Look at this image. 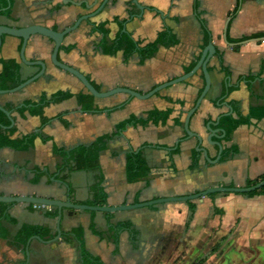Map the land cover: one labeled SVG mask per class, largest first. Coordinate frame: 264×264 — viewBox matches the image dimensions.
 Returning a JSON list of instances; mask_svg holds the SVG:
<instances>
[{
    "label": "crops",
    "instance_id": "obj_1",
    "mask_svg": "<svg viewBox=\"0 0 264 264\" xmlns=\"http://www.w3.org/2000/svg\"><path fill=\"white\" fill-rule=\"evenodd\" d=\"M68 1L71 4L64 5L62 0H12L10 16H0V26H42L62 32L103 2ZM136 1L144 8L142 14L131 0H109L99 14L63 39L58 61L81 73L99 92L125 88L145 95L186 74L199 60L205 47L202 48L203 35L193 11L197 2L216 52L207 66L210 88L191 118L190 131L202 138L201 147L208 159L214 161L218 148L206 143L205 126L228 113V102L235 103L243 117L252 110L264 109V37L241 43L226 40L264 35V0ZM87 5L92 8L86 9ZM125 19L121 32L129 34L140 47L153 43L164 29L171 32L178 44L158 47L153 56L144 60L133 54L124 62L122 52L103 55L98 46L103 36L94 29L105 24V40L111 43L121 29L120 21ZM20 47L21 40L4 37L0 61L15 60L22 83L39 69L20 62ZM52 49L53 43L46 38L29 39L25 59L43 62L45 73L17 93L0 95V106L18 108L24 102L37 103L41 96L49 99L56 92H68L73 97L46 106L42 117L49 122L44 126L39 117L28 113L23 117L11 115L15 127L12 140L30 135L37 138L25 152L0 149V197H36L59 202L70 199L74 205L90 206L98 178L102 177L105 206L120 207L189 196L210 188H243L247 181L257 183L264 179V117L238 127L229 142L211 139L221 144L222 150L235 148V155L216 164L207 163L200 155L197 167L190 168L197 141L186 138L183 122L203 87L200 72L143 101L124 94L94 98L96 111L83 113L75 97L87 92L74 77L51 64ZM225 91L226 99L218 105L215 101ZM153 110H170L171 119L165 124L127 127L110 138L99 154L98 170L59 174L62 161L53 155L54 146L68 150L88 146L97 138L112 134L118 123L130 117L145 120ZM210 129L219 130L214 125ZM176 148L178 153L174 154ZM138 149H142L149 173L146 179L129 184L125 157ZM61 176H65V182ZM213 195L188 202L193 211L188 203L114 214L63 210L57 240L55 208L0 204V264H27V259L28 264H81L80 245L71 235L75 229L82 231L85 251L103 264H264V196ZM108 221L113 225L129 222L134 232L120 235L117 253L104 234ZM22 226L42 228L45 239L38 238L43 242L55 241L43 244L29 239L25 245L20 244L15 238Z\"/></svg>",
    "mask_w": 264,
    "mask_h": 264
},
{
    "label": "trees",
    "instance_id": "obj_2",
    "mask_svg": "<svg viewBox=\"0 0 264 264\" xmlns=\"http://www.w3.org/2000/svg\"><path fill=\"white\" fill-rule=\"evenodd\" d=\"M12 0H0V16L9 17L11 12ZM135 7V6H134ZM136 9V7H135ZM137 10V9H136ZM237 10V7L235 11ZM193 11L195 13L196 19L200 25L203 40H202V48L206 47L210 43V33L207 30L203 20L200 18V14L198 13V4L194 3ZM118 22V19H115ZM127 20L120 21V31L116 38L109 43L105 40L107 33L105 30L106 25L98 26L94 29V31L100 33L103 36V40L99 42L98 46L102 51L103 55L106 56H114L118 52H122L123 60L126 62L133 54H138L142 60L147 59L148 57L153 56L158 47H173L178 44L175 37L171 34L168 29H164L160 32L153 43H150L144 47H140L139 43L134 42L130 35L126 32H121L123 24ZM264 37V35H255L249 38H241L239 40H230L226 37L227 42L229 43H241L248 41L250 39H260ZM67 51V50H66ZM1 71H0V91H8L16 88L20 82L18 77L19 66L15 60L8 61H0ZM195 64H192L187 70L186 73L192 70ZM209 72V70L207 69ZM203 79V77L201 76ZM96 91L99 92V88L91 83ZM203 88V87H202ZM202 88L200 89L198 95L200 94ZM231 89L228 90V92ZM227 91H225L222 96L215 101L218 105L222 104L225 101V95ZM73 97L72 94L68 92H56L51 95L49 99L45 96H41L40 100L37 103L24 102L21 107L14 108L11 105L1 106L6 112L17 113L20 117H23L25 113H28L31 116H36L40 118V125H46L49 120L42 117L43 109L49 104H57L62 101L71 99ZM76 101L79 109L83 113H93L96 111L94 107V98L89 94H79L76 97ZM227 106L231 109V115H222L220 117L219 123L217 125L218 129L224 133V137L219 139L218 142H229L231 134L240 126L249 124L251 119H260L264 117V109L252 110L249 115L243 117L233 102H228ZM171 119V111H157L153 110L147 114L145 120L136 119L135 117H130L125 121L118 123L112 134L105 135L97 138L92 144L88 146H77L73 149H65V148H52V153L54 156L61 159L62 163L59 168V174L63 175L65 173L70 172H80V171H95L98 170V157L100 152L105 149L106 141L110 138L121 134L125 131L127 127H135L136 125L145 126L148 123L152 124H165L168 120ZM177 125H181L180 122H176ZM10 126L9 119L0 112V149L10 148L16 151H28L33 147L34 141L37 138V135H30L21 138L20 140H12L11 136L15 133V127L13 126L9 130ZM174 154L178 153V149L176 148L173 151ZM236 154L235 148L224 149L221 152L219 162H223L231 155ZM200 158V154L196 151L192 152L191 155V169H195L198 165ZM149 169L147 167L146 161L142 155V149H138L137 151H130L126 154L125 157V176L126 181L129 184L137 183L143 179H146L148 176ZM263 179V178H262ZM61 181L65 182V176H61ZM102 177L98 178V183L95 187L93 200L89 203L92 207H104L106 204V194L101 186ZM255 183L247 181L246 187H250ZM264 196V188L259 191L247 194L248 197L253 196ZM214 195H210L212 197ZM190 209L193 211L194 207L189 204ZM55 209L53 214H55ZM93 224L91 228L93 229ZM130 231L134 234L132 230V226L129 222L117 223L115 225L110 224L108 221V228L104 233L108 240L115 246V253H117V247L119 243V237L123 232ZM71 235L74 236L76 242L80 245V257L81 264H103L100 259L91 256L85 251L83 240H82V231L80 229L72 230ZM100 237L101 234H97ZM40 237V239H45L44 230L38 227H29L22 226L19 232L16 235L15 241L20 244L25 245L31 237Z\"/></svg>",
    "mask_w": 264,
    "mask_h": 264
},
{
    "label": "water",
    "instance_id": "obj_3",
    "mask_svg": "<svg viewBox=\"0 0 264 264\" xmlns=\"http://www.w3.org/2000/svg\"><path fill=\"white\" fill-rule=\"evenodd\" d=\"M109 0H103L101 5L97 8L92 13L86 14L84 16L79 17L72 26L69 28H66L62 32H57L50 30L48 28L42 27V26H29L26 28H20V29H14V28H8L4 26H0V48L2 46V40L4 37H11V38H16L21 40V47L19 50V59L20 62L27 66V67H33L39 69L38 72L29 78L28 80L20 83L16 88L8 91H0V95H10L19 92L26 86L30 85L31 83L37 81L40 79L44 73H45V65L41 61H33V62H28L25 59L24 53L28 44V41L31 37L34 36H40L42 38H46L50 42L53 43V49L50 57V62L51 64L71 75L74 77L80 84L81 86L85 89L87 94L92 96L95 99H106L109 97H112L116 94H124L129 96L130 98H134L137 100H146L154 96L155 94L159 93L160 91L169 88L173 85L183 83L187 81L189 78L200 72L203 77V88L198 95L193 107L186 113L185 119L183 122V131L186 135V138L189 139H195L197 141V147L195 148V151L198 152L202 158L207 162V163H212L216 164L219 161L221 152H222V147L221 144L213 142L211 139L216 138V139H222L224 137V133L221 130H211L210 126L214 125L217 126L220 120V117L217 118L215 123L213 124H207L205 126L206 131L208 132V136L206 138V143L212 146H216L218 148V156L214 161H210L207 156V152L204 148H202V143L203 140L200 136L197 134H194L193 132L190 131V121L195 112L198 110L202 100L205 98L206 94L208 93V90L210 88V76L207 71V66L211 58L215 56V48L210 42L201 52L199 60L196 62L195 66L192 68L191 71L188 73L180 76L179 78H176L172 81H169L167 83L161 84L154 89H152L150 92H148L145 95H141L135 91L125 89V88H116L113 89L109 92H98L94 89V87L91 85V83L78 71L74 70L73 68H70L58 61V53L61 47V44L63 42V39L69 35L70 33L74 32L81 23L86 22L93 17H95L97 14H99L102 9L107 5ZM132 4L139 10V12L142 14L144 11V8L140 6L136 0H131ZM62 3L64 5L71 4L68 0H62ZM92 7L86 6V9H91ZM140 17V15H138ZM228 23V22H227ZM226 23V26H227ZM225 26V29H226ZM225 32V30H224ZM228 113L225 115H231L232 111L228 107ZM0 112H2L10 122V126L6 128L9 130L14 126V121L12 119V116L10 113L6 112L1 106H0ZM264 188V179L255 183L254 185L250 187H243V188H228V187H218V188H210L208 190H205L203 192H199L193 195L189 196H182V197H170V198H163V199H156L144 203H139V204H134L131 206H120V207H92V206H82V205H74L70 202V199H67L66 202H59V201H54V200H48V199H43V198H36V197H0V204H24V205H36V206H44L48 208H55L58 212V216L56 218V233L57 236L55 240L60 238V220H61V213L63 210H71V211H86V212H95V213H103V214H114L117 212H123V211H131V210H136V209H145V208H152L156 207L159 205H165V204H173V203H188L192 201L199 200L201 198L208 197L213 194H238V195H247L256 191H259L260 189ZM67 189V194H68V188ZM36 240L39 241L43 244H50L51 242H54L55 240L48 241V242H43L41 241L38 237H32L30 238L29 241ZM26 257L28 258V252H26ZM28 264V259L26 260Z\"/></svg>",
    "mask_w": 264,
    "mask_h": 264
},
{
    "label": "built area",
    "instance_id": "obj_4",
    "mask_svg": "<svg viewBox=\"0 0 264 264\" xmlns=\"http://www.w3.org/2000/svg\"><path fill=\"white\" fill-rule=\"evenodd\" d=\"M33 208H35V209H45V208H48V207L33 205Z\"/></svg>",
    "mask_w": 264,
    "mask_h": 264
}]
</instances>
